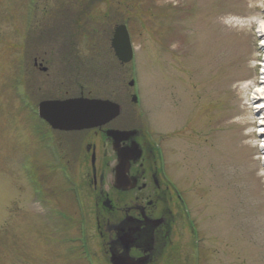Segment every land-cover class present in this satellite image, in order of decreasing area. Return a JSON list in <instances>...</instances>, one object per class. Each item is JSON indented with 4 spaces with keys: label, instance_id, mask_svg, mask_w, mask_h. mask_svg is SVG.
I'll list each match as a JSON object with an SVG mask.
<instances>
[{
    "label": "rangeland",
    "instance_id": "1",
    "mask_svg": "<svg viewBox=\"0 0 264 264\" xmlns=\"http://www.w3.org/2000/svg\"><path fill=\"white\" fill-rule=\"evenodd\" d=\"M87 1L0 0V264H88L75 251L83 240L89 264H110L95 225L101 207L86 178L89 155L76 161L62 139L56 166L79 184L76 203L45 147L55 142L40 136L45 129L29 111L30 101L80 91L119 104L111 126H148L164 174L182 193L186 216L176 208L155 264H264V136L252 94L264 49L259 22L250 28L264 0H104L83 10ZM120 23L135 51L128 65L110 47Z\"/></svg>",
    "mask_w": 264,
    "mask_h": 264
},
{
    "label": "flooded vegetation",
    "instance_id": "2",
    "mask_svg": "<svg viewBox=\"0 0 264 264\" xmlns=\"http://www.w3.org/2000/svg\"><path fill=\"white\" fill-rule=\"evenodd\" d=\"M123 124L111 126L110 122L90 130L54 131L53 149L58 151V162L61 161L60 150L63 151L62 139L68 143L67 147H72L69 153L76 161L81 160L83 151L86 157L89 155L90 173L86 178L89 187L96 192L95 205L101 207L100 215L94 219L99 236L103 237L104 243L108 241L104 251L115 254L129 251L134 257L145 255L146 264H155L175 226V212L181 199L177 190L165 182L143 129V133L139 131V138L130 135L117 141L108 138V131L139 130ZM136 143L141 149L140 157L128 161L123 174L117 178L118 155L128 158L129 149ZM79 147H82L81 152Z\"/></svg>",
    "mask_w": 264,
    "mask_h": 264
},
{
    "label": "water",
    "instance_id": "3",
    "mask_svg": "<svg viewBox=\"0 0 264 264\" xmlns=\"http://www.w3.org/2000/svg\"><path fill=\"white\" fill-rule=\"evenodd\" d=\"M112 47L121 62L131 59V49L127 32L123 26L115 29ZM41 115L54 128L84 129L105 124L119 114L118 105L109 101L76 99L64 102H46L40 105ZM110 136H122V133L112 132ZM123 160L120 159V163ZM128 262L127 260H124ZM112 264L118 263L111 260ZM140 262L131 263L138 264Z\"/></svg>",
    "mask_w": 264,
    "mask_h": 264
},
{
    "label": "bare ground",
    "instance_id": "4",
    "mask_svg": "<svg viewBox=\"0 0 264 264\" xmlns=\"http://www.w3.org/2000/svg\"><path fill=\"white\" fill-rule=\"evenodd\" d=\"M255 20H252L250 22V28L255 25V21L259 22V35H260V39L259 40H263L264 43V14L261 15H257L255 17H253ZM244 22L247 21H242V25H244ZM262 48L264 49V46H262ZM263 66H264V60L262 62ZM262 79H264V71L262 72ZM246 86V85H245ZM248 86V85H247ZM244 87V90L250 91V86L248 87ZM248 88V89H247ZM252 94H254L255 97H253V101H255L254 104V109L256 110L255 115L258 116L259 120L262 121L260 122V133L262 134L260 137L264 136V81L260 82V84L258 85V87L256 88V91L253 92ZM246 98V96H245ZM264 153V152H263Z\"/></svg>",
    "mask_w": 264,
    "mask_h": 264
}]
</instances>
